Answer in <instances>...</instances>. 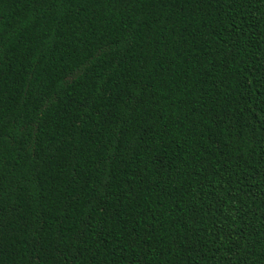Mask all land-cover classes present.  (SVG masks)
Returning a JSON list of instances; mask_svg holds the SVG:
<instances>
[{
    "label": "trees",
    "instance_id": "16d2710c",
    "mask_svg": "<svg viewBox=\"0 0 264 264\" xmlns=\"http://www.w3.org/2000/svg\"><path fill=\"white\" fill-rule=\"evenodd\" d=\"M0 264H264V0H0Z\"/></svg>",
    "mask_w": 264,
    "mask_h": 264
}]
</instances>
